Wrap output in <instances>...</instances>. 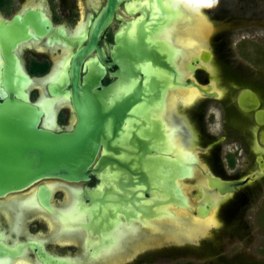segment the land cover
<instances>
[{"label":"flooded vegetation","instance_id":"af4514ba","mask_svg":"<svg viewBox=\"0 0 264 264\" xmlns=\"http://www.w3.org/2000/svg\"><path fill=\"white\" fill-rule=\"evenodd\" d=\"M117 1L109 17L107 0H0V150L18 148L20 135L29 147L31 122L56 135L85 122L89 154L87 179L43 178L0 195V264H173L177 248L211 252L216 228L238 222L264 176L256 122L264 83L230 59V26L260 29L246 24L264 0H218L200 13L173 11L170 0ZM243 91L257 97V110L239 107ZM177 168L193 174L176 180ZM212 178L249 180L221 196ZM175 184L195 206L183 209L187 219L208 218L214 229L174 239ZM212 198L215 208L200 218L196 208Z\"/></svg>","mask_w":264,"mask_h":264},{"label":"water","instance_id":"95a60500","mask_svg":"<svg viewBox=\"0 0 264 264\" xmlns=\"http://www.w3.org/2000/svg\"><path fill=\"white\" fill-rule=\"evenodd\" d=\"M157 1L160 5L166 2L169 3L168 0ZM107 3V12L109 17H111L118 1L107 0ZM168 29L165 28L163 31L165 32ZM207 60H210L209 54H207ZM192 87L201 96L216 98L213 93H209L208 90L205 91L193 83ZM239 107L244 111H254L258 109L259 101L252 92L243 91L239 97ZM256 122L260 126L264 125V113L259 111L256 113ZM21 125L19 123L15 124L14 130L18 134L24 132ZM25 131L29 132L25 140V145L27 144L29 147L26 145L27 148H23L24 142L20 135L16 139V145H19L18 148L15 146V149H12L8 147V144H5L4 149L0 150V195L23 189L36 180L43 178L58 177L67 180L88 178L87 164L89 154L86 152V135H84L88 132L87 123L79 122L73 134L56 135L49 131L40 130L37 128L36 122H31L29 128L25 129ZM258 141L260 145L264 146V129L259 132ZM182 148L185 149V147ZM258 161H262V159L259 157ZM262 163L261 169L264 167V161ZM192 174L189 170L177 168L175 170V179L180 180L188 176L191 177ZM248 180L249 178L225 182L212 178L209 179V187L217 189L221 196H226L246 185ZM180 188V186L175 185V206L194 209L195 206L186 203L185 195H180ZM208 211H213L211 203L208 205L203 204L196 208L197 215L200 218L207 216ZM179 216L181 215L174 214L173 219H177ZM158 229L156 228L154 233H157ZM122 234L123 231L121 232Z\"/></svg>","mask_w":264,"mask_h":264},{"label":"rangeland","instance_id":"374dc122","mask_svg":"<svg viewBox=\"0 0 264 264\" xmlns=\"http://www.w3.org/2000/svg\"><path fill=\"white\" fill-rule=\"evenodd\" d=\"M263 6V5H262ZM213 9V8H212ZM212 9H207V12L212 11ZM215 9V8H214ZM264 6L260 7V10H255V14L253 16H248L249 19L247 24L254 25L255 27H260V29H246L241 25L243 23L241 20H238L237 23L230 26L233 28L232 37H234V43L230 45L231 53L233 54L230 58L232 61L235 60L240 61L241 67L245 70L249 69L251 66L256 68V71H259L261 75H257L255 73L253 76L255 80L264 83V73H262V62L259 60L262 59V53H264ZM261 11V12H260ZM262 14V16H260ZM254 17V18H253ZM208 20L214 24L216 22L215 18H208ZM210 26L209 22H207ZM225 25V24H224ZM249 25V26H250ZM228 28V27H227ZM226 27L218 28V32L221 34L224 33ZM210 29V27H209ZM210 31V30H209ZM256 35L261 34L263 36L258 40V38H251L250 35L255 37ZM259 32V33H258ZM216 31H210L208 34V47L210 40L213 41L215 38ZM236 35L240 37H248L244 40L236 41ZM258 46V47H257ZM211 47V45H210ZM252 84V83H251ZM258 89V87H257ZM195 92L192 93V99H195ZM224 149V147H223ZM226 150V149H225ZM225 166V163H223ZM225 168V167H224ZM226 169V168H225ZM177 185V184H175ZM250 202L248 204H243L239 206L238 212L239 220L234 221L233 224L228 226H220L216 228L217 240L213 241L212 251L208 245L204 249H196L194 247H185V248H177L175 250L173 259V264H186V261L192 262V264H264V176L258 180V183L250 188ZM180 195L183 193L180 190ZM214 203L213 209L215 208V198L212 200L206 201L204 204H212ZM215 201V202H214ZM177 208L180 206H176ZM212 212V211H211ZM188 217V216H187ZM206 219V218H205ZM204 219V220H205ZM180 220V221H179ZM184 220V221H183ZM203 220V219H202ZM176 223H191L193 219H187L186 217H180L176 219ZM194 222V221H193ZM192 222V223H193ZM191 223V224H192ZM213 222H208V227L211 226ZM180 230L184 229L181 226L178 227ZM177 228V229H178ZM214 229L213 226L210 229ZM203 231V232H202ZM201 232H197L194 236L197 237L198 234L201 235L207 231V228L202 230ZM205 231V232H204ZM211 231V230H210ZM209 231V233H210ZM178 232V231H177ZM177 232H175L177 234ZM205 234L200 237L209 236L210 234ZM181 234V233H180ZM181 239H186L183 235ZM179 239V240H181ZM198 240V239H197ZM197 240L193 242V244H197ZM178 242V240H176ZM181 242V241H179ZM199 245V243L197 244ZM188 249V251H186ZM198 250V251H195ZM195 253L194 254L192 253ZM157 255L160 254L158 252H153ZM150 257H154V255L150 254ZM192 257V258H191ZM172 264V263H171ZM189 264V263H187Z\"/></svg>","mask_w":264,"mask_h":264},{"label":"bare ground","instance_id":"6f19581e","mask_svg":"<svg viewBox=\"0 0 264 264\" xmlns=\"http://www.w3.org/2000/svg\"><path fill=\"white\" fill-rule=\"evenodd\" d=\"M195 14V13H194ZM192 24V23H191ZM204 26V25H203ZM192 31H193V29H192V27L190 28ZM190 30V31H191ZM168 32H169V30H167ZM166 31V32H167ZM178 31V30H177ZM189 31V32H190ZM203 31H205V30H203ZM202 30H201V28H200V31L199 32H201V34H202V32H203ZM174 33V32H173ZM166 34V33H165ZM190 35V34H189ZM190 40V39H189ZM192 41V40H191ZM199 41V40H198ZM186 45V44H185ZM200 51V50H199ZM191 53H193V51H191ZM195 53V52H194ZM207 68V70H210V66L209 65H207L206 66ZM194 92V90L192 89V92H191V99H192V93ZM195 94V93H194ZM193 100H194V98H193ZM193 100H191V101H193ZM179 134H177V139L179 138V136H178ZM182 141H184V139H183V137H182V135H180V142L179 143H182ZM185 143V142H184ZM186 144V143H185ZM181 146H183V144H181ZM193 151V150H192ZM182 182V181H181ZM186 188V187H185ZM205 189V188H204ZM206 190V189H205ZM215 202V201H214ZM187 203V202H186ZM212 203H213V201H212ZM214 206V203H213V205H212V207ZM178 208H180V209H176L175 210V213L174 214H178V215H181V216H179L178 218L180 219V217H186L187 218V213H185L184 211H183V209H185V210H191V208H188V207H178ZM210 212V211H209ZM203 218V217H202ZM211 219V218H210ZM209 219L207 218V219H197V218H194L193 219V221H191V223H187V224H185V223H176L177 221H176V219H173V221H174V239L175 240H179V239H181V237H183V235H184V237L187 239V240H193L194 239V236L196 235V233L197 232H201L202 230H204L205 228H207L208 227V222L209 221H211V220H209ZM180 221V220H179ZM184 221V220H183ZM212 224V223H211ZM182 227V228H184V229H179L178 227ZM171 227V226H170ZM160 228H162V227H160ZM165 229L164 230H160L159 231V235L162 233L163 235H166V233H167V231H166V227H164ZM178 228V229H177ZM159 230V229H158ZM169 230V229H168ZM178 231V232H177ZM175 232H177V234L175 233ZM203 232V231H202ZM205 232V231H204ZM169 233H171V232H169ZM168 233V234H169ZM181 233V234H180ZM162 236V235H161ZM121 238V237H120ZM116 245V244H115Z\"/></svg>","mask_w":264,"mask_h":264},{"label":"clouds","instance_id":"9594fccd","mask_svg":"<svg viewBox=\"0 0 264 264\" xmlns=\"http://www.w3.org/2000/svg\"><path fill=\"white\" fill-rule=\"evenodd\" d=\"M218 0H170L168 5L173 11H178L181 6L193 12L200 13L202 9H212Z\"/></svg>","mask_w":264,"mask_h":264}]
</instances>
